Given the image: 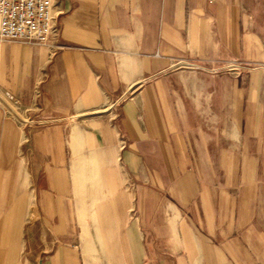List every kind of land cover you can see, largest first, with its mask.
<instances>
[{"label":"crops","instance_id":"0c3cea01","mask_svg":"<svg viewBox=\"0 0 264 264\" xmlns=\"http://www.w3.org/2000/svg\"><path fill=\"white\" fill-rule=\"evenodd\" d=\"M60 8L2 47L0 264H264V0Z\"/></svg>","mask_w":264,"mask_h":264},{"label":"built area","instance_id":"2783aa9c","mask_svg":"<svg viewBox=\"0 0 264 264\" xmlns=\"http://www.w3.org/2000/svg\"><path fill=\"white\" fill-rule=\"evenodd\" d=\"M61 13L60 0H0V70L2 47L7 43L50 45L57 36L56 20ZM185 65L180 60L173 66ZM247 68L249 66L230 64L227 71L238 73ZM5 97L13 104L18 103L9 93H5Z\"/></svg>","mask_w":264,"mask_h":264},{"label":"rangeland","instance_id":"374dc122","mask_svg":"<svg viewBox=\"0 0 264 264\" xmlns=\"http://www.w3.org/2000/svg\"><path fill=\"white\" fill-rule=\"evenodd\" d=\"M249 68H251V67H249Z\"/></svg>","mask_w":264,"mask_h":264}]
</instances>
